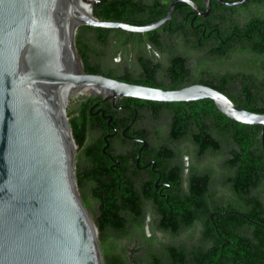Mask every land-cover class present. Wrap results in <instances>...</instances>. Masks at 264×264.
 Returning a JSON list of instances; mask_svg holds the SVG:
<instances>
[{"label": "trees", "instance_id": "trees-1", "mask_svg": "<svg viewBox=\"0 0 264 264\" xmlns=\"http://www.w3.org/2000/svg\"><path fill=\"white\" fill-rule=\"evenodd\" d=\"M174 0H99L93 4V15L105 21H121L133 25H146L162 18ZM200 4V0H193ZM194 12L186 3H178L171 21L156 30L146 33H133L121 29L99 28L82 25L78 28L75 44L84 72L101 74L106 77L125 82L150 87L178 89L184 84L186 72L185 57H176L178 48L170 45L169 39L174 35L188 33ZM189 17V19H188ZM208 28H214L221 36L230 31V23L225 15L216 16ZM260 21L264 24V17L255 18L245 26L236 25L233 29L241 35V41L247 44L246 50L253 54L264 56V29L260 33L254 27ZM187 25V26H186ZM190 45V41H187ZM151 45L160 53L172 54V61L164 65L155 62L154 57L146 53ZM205 41L193 47L202 49ZM229 48L222 47L211 53L217 60L229 53ZM120 57V61L116 59ZM205 62V60H204ZM220 67L224 64L216 62ZM224 69V68H221ZM163 72L159 84L154 82L153 76ZM155 73V74H154ZM181 73V74H180ZM179 76V77H177ZM193 82L213 87L226 94L238 107L256 113H264V63L254 62L249 71L237 69L225 74L199 75ZM150 78V80H148ZM97 96L94 99H100ZM122 103L140 107L149 103L155 110V119L159 112L168 110L172 114L171 126L182 127L179 135L171 137L170 141H177L183 136H189L197 146L195 157L203 161L206 156L213 158L222 155L223 179L214 183V171L210 167H190L188 189H183L182 173L185 163L179 150H170L169 160L156 158L157 168L162 173L154 175L152 170L148 174L131 173L130 152H109L106 160L97 150L100 147L88 141L87 133L78 122L82 110L68 112L69 123L73 139L77 146L84 148V166L76 163L75 180L81 199L91 214L98 229V240L106 264H264V148L261 138L262 125L242 124L231 120L222 114L209 99L191 102H157L136 98L123 97ZM191 112L194 117L189 120L184 115ZM198 113V114H197ZM134 112H129V120L134 118ZM115 127L120 122H126L127 117L121 112L113 113ZM76 121L78 122L76 124ZM125 126V125H124ZM78 134V138H76ZM101 146L107 141L101 136ZM125 145V143L123 144ZM99 153V154H98ZM172 160V161H171ZM119 164V166H117ZM166 187L172 185V190L161 193L156 191V182ZM236 181H243L247 187L242 190L235 185ZM138 182V183H137ZM216 184L228 188L238 200L231 204V209L239 211L247 209L248 221L235 218L225 219L216 238L202 236L204 245L178 243L175 239L169 243L162 242L156 246L155 235L149 236L144 228V220L137 215L143 214L144 206L149 204L157 214L164 213L167 218L172 217L171 209H177L192 194L204 199L217 200L219 191ZM184 195H187L184 197ZM222 198H225L223 196ZM221 210L228 209L224 203ZM186 221L181 228H173L168 223L160 224L159 230L170 232L174 238L181 229H190L195 220H205L204 216H192V206L185 207ZM208 218V217H207ZM241 222V223H240ZM220 226V227H221ZM236 226L247 231L236 230ZM139 228L142 231H135ZM243 228V229H244ZM135 229V230H134ZM193 234V232H192ZM224 236L220 241L219 237ZM127 243L136 242L138 247L127 249ZM210 241L214 242L209 247ZM227 241L236 243V247L228 249L232 252L245 248L248 252L247 260H224L218 254L222 252L223 244ZM208 244V245H207ZM215 260H211L212 256ZM253 260V261H252ZM260 260L261 263L254 262Z\"/></svg>", "mask_w": 264, "mask_h": 264}, {"label": "water", "instance_id": "water-1", "mask_svg": "<svg viewBox=\"0 0 264 264\" xmlns=\"http://www.w3.org/2000/svg\"><path fill=\"white\" fill-rule=\"evenodd\" d=\"M97 1L0 0V264H106L75 180L67 105L83 89L115 105L123 97L209 99L231 120L262 125L264 148V113L238 107L213 87H150L82 68L75 44L80 26L146 33L171 21L178 3L206 15L192 0H174L146 25L100 20L93 15Z\"/></svg>", "mask_w": 264, "mask_h": 264}, {"label": "flooded vegetation", "instance_id": "flooded-vegetation-1", "mask_svg": "<svg viewBox=\"0 0 264 264\" xmlns=\"http://www.w3.org/2000/svg\"><path fill=\"white\" fill-rule=\"evenodd\" d=\"M196 5L206 13V15H198L192 9L194 15L191 18L190 23H188V33L182 35L179 34L178 36L174 35L173 38L168 40L170 45L175 44V46H177L178 44L177 52L175 54L176 57L187 58L185 68L188 75L185 77L184 84L181 85V88L188 85L200 84L193 81L202 74L212 76L216 73L225 74L228 71L233 72L237 69L249 71L254 62H256L257 65H262L264 63V56L261 54L255 55L246 50L247 44L241 41V35L237 34L233 29L236 25L245 26L249 21L254 20L255 18L264 17V0H210L209 11L206 9V0H200V4ZM220 15H225L227 21L231 25L230 31L224 36H221L220 32L216 31L214 28H208L211 22L217 18L216 16ZM254 29L261 33L264 29L262 21H260L259 24H256ZM187 41H190V45H188ZM201 41H205V46L202 49L193 47ZM222 47H228L230 49L229 53L218 60L212 57L211 53L216 52ZM146 53L154 57L155 62H161L164 65L172 61L171 59L173 57L172 54L156 51L150 44L147 46ZM202 59L205 60V62L201 61ZM216 62L223 63L224 65L220 67L217 63L215 68L214 65ZM162 76L163 72L154 75V82L156 80L157 84H159ZM148 80H150V78H148ZM91 98L96 97H90L81 93V95L73 101L68 111L82 110V115L78 119V122L83 126L87 133L88 141L97 145V147H100V150L98 149L97 151L102 154L103 159L106 160L109 152L116 151L132 153L130 166L131 173L133 174H136L137 172L148 174L149 171L152 170L154 175L159 174L162 176V173L157 168L156 158L161 157L169 160L170 150H179L185 163V169L182 173L184 178L182 187L183 189H188L186 187L189 185L188 179L190 167L195 166L206 168V160L208 158H213L211 156H206L203 161H199L196 158L198 163L201 162L199 165L186 162L185 159L189 155L193 153L196 154L197 146L194 141L186 135L177 141H170L172 140V135H174L173 138L176 136H182L183 134H179L182 132L183 128L179 126L178 128H173L171 126L173 113L168 110L160 111L159 118L156 120L155 110L149 103L137 107L122 103L121 98L116 105L113 103L112 99L102 101L103 98L94 100H91ZM125 106L129 108H124ZM119 112L127 117V119L126 122H120L115 127L113 113L115 114ZM129 112H134L135 114L134 118L127 123L130 116ZM184 115L189 120H192L194 117L191 112H185ZM78 122L76 121V124ZM101 136H104L105 141H107L103 146H101L99 142ZM76 138H78V134H76ZM124 143L125 145H123ZM77 148L78 151H76L75 155V165L78 163V167L81 168L85 165L83 162L85 158L84 148L82 146H77ZM219 158L221 159L222 155H218L213 159ZM117 166H119V164ZM235 185L242 190L247 187L243 181H236ZM155 188L158 193H161V198L164 199L166 197L164 192L172 190L173 187L171 184H167L166 187H163V184H160V179H158ZM186 196L187 195H184V197ZM223 196H225V198H222ZM207 200L208 199H204V197L192 194L185 201L183 200L180 207L177 209H171L172 217L170 218H167L164 213H155L152 211V207L149 204H146V206H144L145 209L143 214L137 216L141 221L144 220V228L149 236H152L150 235V230H152L158 235L162 234L165 240L175 239L178 243H186L188 246H191L192 244L204 245L205 243H201L202 236H209L211 239L213 237L216 238L218 233L225 232V229L221 226L225 219L231 217L237 219L235 220L237 226L239 225V223H237L239 221H248L247 209L244 208L246 206L242 207L239 211L229 210L231 209V204L237 203L238 200L232 193H225L224 195L219 194L217 200H209V202H207ZM224 203L227 205L228 209L221 210L219 206ZM186 206H192V211L189 214L190 218L198 215L204 216L205 220H195L192 228L181 229L175 238L172 233L159 230L160 224L168 222L173 228H181L182 224L186 221ZM237 226L235 228L236 230L247 231L244 226L241 228H238ZM135 229V231H142L139 228ZM188 231H191V233L193 232V241L190 242L184 238L178 239ZM221 235L222 234H220L219 237L220 241L224 237ZM189 239H191V237ZM208 244L209 247L212 248L214 242L210 241ZM231 247H236V243L232 242L231 244L230 241H227V244H223L222 252L218 253L222 259L247 260L248 252L245 248H241L240 251L232 252L229 255L228 249ZM215 256L216 255L212 256L211 260H215ZM254 262L261 263L260 260H255Z\"/></svg>", "mask_w": 264, "mask_h": 264}, {"label": "rangeland", "instance_id": "rangeland-1", "mask_svg": "<svg viewBox=\"0 0 264 264\" xmlns=\"http://www.w3.org/2000/svg\"><path fill=\"white\" fill-rule=\"evenodd\" d=\"M120 59L121 58L118 57L116 59V61L119 62ZM201 61L204 62L203 59ZM82 92L84 93V95H88L89 94L87 91H82ZM79 95H81V94H76V95H74L70 99V101H69V103L67 105V112H69L68 110H69L71 104L73 103L74 100L77 99V97ZM185 160H186L187 163H191V164H195V165H199V163H201V162L198 163V161H197L194 153L191 154V155H189ZM221 164H222V160H220V159L208 158L206 160L205 166L212 168L213 171H214V176H215L214 183H220V180L223 177V169L221 167ZM75 171H76V168H75ZM215 187L220 192L219 194H221V195H224L225 193L226 194H230L231 193V192H229L228 188L222 187L220 184H216ZM150 235H155V238H156V242L155 243H156V246L157 247H159L160 246V243H162V242H166V243H169L170 242V240H165L162 234L161 235H158V234H156L152 230H150ZM190 237H191V239H189ZM181 238L182 239L183 238L184 239H187L190 242L193 241V239H194L193 234L191 233V231L186 232L182 237H179L178 239H181ZM127 242H128V240H125V242H124V244H128L127 245V249H132V248L138 247L137 244H136V242H130V243H127Z\"/></svg>", "mask_w": 264, "mask_h": 264}, {"label": "bare ground", "instance_id": "bare-ground-1", "mask_svg": "<svg viewBox=\"0 0 264 264\" xmlns=\"http://www.w3.org/2000/svg\"><path fill=\"white\" fill-rule=\"evenodd\" d=\"M82 6H84V8L87 10H89V6H87V4H85V3H82ZM81 91H86L85 89H83V90H81ZM81 91H79V92H81ZM67 100V99H66Z\"/></svg>", "mask_w": 264, "mask_h": 264}]
</instances>
